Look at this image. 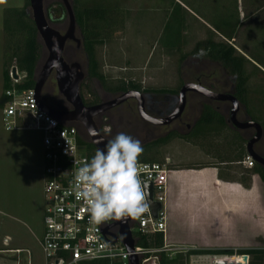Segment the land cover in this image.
Returning a JSON list of instances; mask_svg holds the SVG:
<instances>
[{
	"label": "rangeland",
	"instance_id": "1",
	"mask_svg": "<svg viewBox=\"0 0 264 264\" xmlns=\"http://www.w3.org/2000/svg\"><path fill=\"white\" fill-rule=\"evenodd\" d=\"M69 1L72 2V0ZM109 2L121 10L124 15V26L113 35L109 42L96 48V59L101 72L109 81L132 80L145 90H176L175 105L178 103L181 86L186 83H194L197 77L203 84L213 85L218 91L224 93L233 91L234 76L222 63L213 62L205 52L206 48L205 51L193 53L199 42L227 43L223 39L222 29L219 28L222 22L230 20L235 24L236 19L241 22L236 34L237 41L228 43L235 48V51L244 47L249 53L254 51L264 53V25L259 24L260 20H264V0H78L76 7L81 11L93 6L94 3L107 5ZM24 3L25 0L0 2V110L3 101L1 86V80L3 82V13L8 8H22ZM57 5L63 7L61 0H43L44 11L46 14H51L52 20H57L61 13H64L62 21L52 22L53 27L64 34L68 28V18L66 12H62ZM179 28L180 32H178ZM215 29H220L219 33H215ZM80 35V31L76 27L75 36L79 40H81ZM247 36L250 39L248 44ZM255 37H258L259 40L257 47L252 45ZM172 41L178 46L176 49L161 44L169 45ZM65 48L67 60L71 64L78 63L86 76L87 58L81 46L77 48L75 43L68 42ZM42 53L39 62L40 68L48 55L44 46ZM236 53L240 54L238 50ZM237 54L236 56H238ZM250 55L247 57L257 59L256 56ZM242 62L246 75L248 110L253 116L260 119L264 114V70L255 67L246 60ZM17 76L21 77L18 73ZM84 87L82 96L87 103L96 98L99 103L106 102L119 96L106 93L96 81L85 82ZM43 93L46 96H51L53 101H62L67 104L58 93L54 75H51L46 82ZM160 100L165 101L164 98ZM207 101L226 119L228 118L230 103L213 102L200 95L189 93L180 121L166 127H156L145 123L138 115L134 100L109 111L96 122L106 137L113 139L118 133L124 132L144 144L162 137L172 130H176L179 134L189 132L200 115L202 104ZM243 117H245V111L241 108L237 119H243ZM230 125L228 124L226 129H220V131L202 130L200 135H192L189 140L174 139L168 145L153 151L155 155L152 154L159 164H168L167 167L170 171H178L181 168L194 165H199L201 168L216 167L219 174L225 175L232 172V174L242 175L245 180L250 172L235 163L222 164L221 159L237 157L238 153L234 155L236 152L234 150L244 146L248 135L254 131H236ZM257 149L264 152V138ZM43 153L42 135L39 132L33 130L6 132L0 121V207L7 211L5 222H8L7 224L1 221L0 224V236L3 235V239H8L3 242L0 238V251L8 253L9 258H12L6 260L7 264L16 262L17 264H45L39 247V240L43 232L42 219L45 206ZM204 154L207 157L203 156ZM166 156L171 157L169 163L165 160ZM259 187L262 200L256 204V208L264 213V185L259 183ZM164 215L166 216V211ZM10 216L16 218L17 226L10 225ZM169 225H167V234L163 235V239L164 245L167 244L166 246L170 248L163 254L169 260L178 255L186 256L187 261L181 260L182 264H215L216 261L226 257L234 258L235 262L237 260L242 262L239 255L225 257L189 255L193 251L230 250L236 253L240 250H264V229L229 234L227 239L231 243L237 240L246 241L247 244L241 246L197 245L192 247L170 244L177 241L170 235L178 233L184 235V232L171 231ZM10 227L18 229L16 232H12V239L7 238L11 234ZM208 233L211 242L224 240V237L221 236L224 233L222 229L217 230L215 236L210 235L209 231ZM28 251L30 252L29 257L26 253ZM250 263L251 257L248 256V264Z\"/></svg>",
	"mask_w": 264,
	"mask_h": 264
},
{
	"label": "trees",
	"instance_id": "2",
	"mask_svg": "<svg viewBox=\"0 0 264 264\" xmlns=\"http://www.w3.org/2000/svg\"><path fill=\"white\" fill-rule=\"evenodd\" d=\"M70 3L72 4L71 6L75 16L76 27L78 28L81 34V49L87 58L86 76L84 81L80 85V96L84 105L93 106L99 104V100L97 98L87 103L82 96V89L84 87L85 82L92 83V81H96L100 84L102 89L110 95H121L129 91H137L142 93L145 99V111L151 117L164 118L171 114L177 106L175 105L174 101V96L177 94L176 90H145L142 89L139 84L132 80H120L117 82L109 81L103 75L99 68V63L96 59V48L103 46L107 42H109L113 38V35L116 32L120 31L124 26V15L122 14L118 6L113 5L111 2H109V4L107 5H100L94 3L93 6L87 7L79 11L76 7L78 0H72V2ZM57 6L59 9L62 10V12L65 11L64 7H62L61 5ZM45 16L48 24L54 30L56 29L53 27L52 22H60L64 19V13H61L57 20H52L51 14L45 13ZM222 27L229 28L230 31L228 34H226V37L228 40H230L231 36L236 34L237 32L238 20L236 19L235 24L230 22V20L227 22H222L219 28L222 29ZM220 29H215V31L219 33ZM178 32H180V28ZM221 32H223L222 36H224L223 29L221 30ZM3 38V92L12 87L10 74L13 67L16 68L17 73L21 76V80L19 84L15 86V88L19 91L34 89L36 78L40 70L39 62L43 54V43L40 37L38 36L37 29L32 19L29 0H25L24 6L22 8H8L4 10ZM161 44L171 49H176L178 47L176 46V43L174 44L173 41L169 43V45L164 43ZM193 51V53L205 51L208 57H210L213 62L222 63V65L227 68L230 73L234 76L235 83L233 84V91L231 92L224 93L222 91H218L213 85L206 88L216 93L233 95L238 100L240 105L245 109V113L249 117L250 121L260 124L264 131V114L261 115L262 117L260 116V119H258L257 117L253 116L248 110V101L246 98V75L242 62L248 60L244 56L237 54L235 49L227 43H217L214 41L199 42L196 44ZM236 54L238 56H236ZM63 58L68 64H70L69 60H67L66 58V48L64 49ZM197 79H199V77H197ZM161 97L164 98L165 101L160 100L162 99ZM51 99V96H46L42 91L41 100L46 107L55 111L66 112L64 108L65 106H68V104L62 101L56 102ZM4 101L5 98L3 97L2 105ZM152 105L154 106V108H151ZM102 116H99L94 119V122L98 129L99 126L96 121ZM70 125L75 126L78 129L80 135L82 136V141H80V144L85 147L86 153L91 160V158L95 155L96 152L94 146L90 143L85 131L78 123H70ZM227 127L228 124L226 117L221 114L217 109L213 108L212 105L207 101L202 104L198 119L193 124L192 129L186 134H179L176 130H172L170 132H167L162 137L156 138L154 140L142 144L144 152L139 157V164L158 163L153 151H156L157 149L168 145L174 139L189 140V137H191L192 135H200L202 130H209L210 132H214L220 131V129H226ZM99 131L103 135L101 129H99ZM103 137L108 141L112 139L111 137H106L104 135ZM240 147L241 153L239 158L242 159L245 153V148L242 146ZM253 172L257 174L260 177L261 181L264 183V168L255 164ZM133 238L138 247H143L146 249H161L164 246V239L162 234L144 236L140 235L139 233H133ZM189 255H247L251 257L250 264H264V251L262 249L240 250L236 253L230 250H201L190 252ZM159 257L160 264H182L181 260H185L184 262L187 261L186 256L181 255L176 256L172 260L167 259L166 255L163 253H161ZM85 264H108V262L97 261Z\"/></svg>",
	"mask_w": 264,
	"mask_h": 264
},
{
	"label": "built area",
	"instance_id": "3",
	"mask_svg": "<svg viewBox=\"0 0 264 264\" xmlns=\"http://www.w3.org/2000/svg\"><path fill=\"white\" fill-rule=\"evenodd\" d=\"M20 80L19 76L17 79L12 78V87L3 92L5 101L1 123L6 132L33 130L42 135L45 206L39 247L45 264L97 261L129 264L131 255L138 258L139 264H160L159 255L168 251L169 246L146 249L138 247L133 238L135 246L133 252L129 253L122 244L118 227H112L115 220L102 225L90 222L87 206L82 199L77 198L75 192V170L85 162H90L85 147L80 144L82 136L75 126L59 122L41 111L34 89L17 90L15 86ZM243 163L248 168L255 165L248 155ZM140 169L142 181L153 184V197L162 204V211L157 219L152 217L150 211L138 220L129 218L132 235H165L167 226L163 208L170 171L166 164L159 163H141ZM113 236L118 238L116 242H113Z\"/></svg>",
	"mask_w": 264,
	"mask_h": 264
},
{
	"label": "crops",
	"instance_id": "4",
	"mask_svg": "<svg viewBox=\"0 0 264 264\" xmlns=\"http://www.w3.org/2000/svg\"><path fill=\"white\" fill-rule=\"evenodd\" d=\"M259 24L264 25V20H260ZM240 26L241 22H238V29L240 28ZM222 29L225 32L223 39L226 40L227 44L229 43V41H237V32L236 34L231 36L230 40H228L226 34L229 33V28L222 27ZM214 32L216 33L215 30ZM248 39L249 36H247V40ZM249 41L250 39L248 40L247 44L249 43ZM258 41V37H255L252 45H254V47H257V45H259L257 44ZM237 50L239 51L240 55L244 56L255 67L264 70V53H261V51H259L258 53L255 51L249 53L244 49V47L241 50L236 49V51ZM250 54L256 56L257 59L248 58L247 55L251 56ZM1 86L3 87L2 80ZM3 97L4 96H2V98ZM2 109L3 107L0 110V121L2 116ZM227 124L229 123L227 122ZM232 129L236 131H244L235 129L234 127H232ZM244 150L245 153L242 159L239 158L241 147H238L237 150H234L236 151L234 155L238 153L237 157H226L225 159H221V161L222 164L228 162L241 165L243 169L250 172V175H247V178H245V180L243 179L242 175L232 174V172H228V174L225 175L219 174L216 167L201 168L199 167V165H194L181 168L178 171L169 170L170 172L167 175L166 184V200L164 202L163 208L164 212L166 211V226L171 222V224L169 225V230L171 229V231L176 230L179 232H184V235H181L179 233L177 235L173 234L174 237L170 235L172 239L174 238L175 240H177L176 243L170 244L192 247L197 245L241 246L247 244L246 241L241 242L237 240L235 242L232 241L231 243L229 239H227L229 234L248 230L261 231L264 229V213L262 212V210L256 208V204L261 202L262 200L259 183H262L263 185L264 183L261 181L260 177L253 172V168L255 167V165L253 168H248L243 163L245 158L247 157L246 145ZM203 156L207 157V155L205 154ZM165 160L167 163H169L171 157L166 156ZM234 175H236L237 177ZM6 215L7 211L0 207V224L1 221L2 223L4 222L8 224V222H5V218H7ZM3 216L5 217L1 219V217ZM10 217V225L14 227L17 226L18 223H16V218L12 216ZM25 225L28 226L27 224ZM167 228L165 234H167ZM9 229V232H11V234L7 236V238L12 239V232H16L18 229H14L11 227ZM220 229H222V231L224 232L223 235L220 234L222 238L224 237V240H214V242H211L210 238H208V231L211 233L210 235L215 236L216 231ZM2 236H0V238L3 240V242L8 241V239H3ZM184 237L185 239H187L185 240ZM26 253L29 257L30 252L28 251ZM7 254L4 251H0V264H7L6 260L12 259L9 258L10 256H8ZM13 264H17V262Z\"/></svg>",
	"mask_w": 264,
	"mask_h": 264
},
{
	"label": "water",
	"instance_id": "5",
	"mask_svg": "<svg viewBox=\"0 0 264 264\" xmlns=\"http://www.w3.org/2000/svg\"><path fill=\"white\" fill-rule=\"evenodd\" d=\"M61 2L68 18V28L64 34L54 30L48 24L43 8V0H29L32 19L37 29L38 36L40 37L48 54L45 62L38 72L34 86L37 103L41 111L59 122L78 123L85 131L95 150H104L108 140L100 133L94 122L95 118L108 113L130 100H134L137 105L138 115L145 123L156 127H166L178 121L182 117L186 107L187 94L194 93L209 101L230 103L231 109L228 122L232 125V127L238 130L254 129L255 134L246 145V153L257 165L264 168V158L256 154L253 150L254 145L262 139L263 129L260 124L256 122H240L237 119V114L240 111V103L231 94L216 93L198 83H186L179 89L176 108L171 114L164 118H154L149 116L145 111L144 96L142 93L137 91L126 92L112 100L101 102L97 105L85 106L80 96V84L84 80L85 74L78 63L68 64L63 58L66 43L73 42L76 44L77 48H79L81 46V41L75 36L76 20L70 1L61 0ZM11 75L13 79L18 78L15 67L12 68ZM51 75H54L55 77L58 93L64 98L71 110L59 112L46 107L42 103L41 94ZM90 129H95L98 135H90ZM98 141L102 142L98 143ZM146 185L149 193L148 200L150 202V212L152 217L157 219L158 214L162 211V204L154 200L153 184L151 182H146ZM112 227H118V234L121 237L122 244L126 248L127 252L132 253L135 244L129 227V219L125 221H115ZM113 238V242L118 240L116 236H113ZM241 259V263H227L223 260H219L215 264H248L247 255H242ZM129 264H139L138 258L135 255H131L129 258Z\"/></svg>",
	"mask_w": 264,
	"mask_h": 264
},
{
	"label": "clouds",
	"instance_id": "6",
	"mask_svg": "<svg viewBox=\"0 0 264 264\" xmlns=\"http://www.w3.org/2000/svg\"><path fill=\"white\" fill-rule=\"evenodd\" d=\"M89 134L98 135L95 129ZM143 152L140 140L120 132L75 170L76 196L87 206L90 222L138 220L150 211L147 185L140 178Z\"/></svg>",
	"mask_w": 264,
	"mask_h": 264
},
{
	"label": "flooded vegetation",
	"instance_id": "7",
	"mask_svg": "<svg viewBox=\"0 0 264 264\" xmlns=\"http://www.w3.org/2000/svg\"><path fill=\"white\" fill-rule=\"evenodd\" d=\"M70 64H71V62H70ZM194 83H198V84H200L201 86H203V87H209V86H211V85H205V84H203L202 83V81H201V79L199 78V79H197L196 78V80H195V82ZM211 91V90H210ZM69 106V105H68ZM68 106H65V108H64V110H71V108H70V106L68 107ZM151 108H154V106L152 105L151 106ZM241 108H243L241 105H240V110H241ZM230 109H231V107H230ZM244 109V108H243ZM244 111H245V109H244ZM240 112V111H239ZM221 113V112H220ZM106 114V113H105ZM222 114V113H221ZM229 114H230V111H229ZM239 114V113H238ZM238 114H237V117H238ZM181 119V118H180ZM179 119V120H180ZM228 119H229V116H228V118H227V122H228ZM98 120H100V118H98ZM178 120V121H179ZM239 121L240 122H247V121H250V119H249V117L246 115V113H245V117H243V119H239ZM229 123V122H228ZM230 124V123H229ZM232 126V125H231ZM263 129V128H262ZM249 131H254V129H248V130H244V132H249ZM254 134H255V131H254V133H252L251 135H248V137H247V141H246V145H247V143H248V141L249 140H251L252 138H253V136H254ZM264 138V131H263V136H262V139ZM261 139V140H262ZM261 140L257 143V144H255L254 145V148H253V150H254V152L256 153V154H258V155H260L261 157H264V152L262 153L261 151H259V149H257V146L259 145V143L261 142Z\"/></svg>",
	"mask_w": 264,
	"mask_h": 264
},
{
	"label": "bare ground",
	"instance_id": "8",
	"mask_svg": "<svg viewBox=\"0 0 264 264\" xmlns=\"http://www.w3.org/2000/svg\"><path fill=\"white\" fill-rule=\"evenodd\" d=\"M223 261H225V262H233L234 261V258H231V259H229V258H227V259H224ZM237 262H238V260H237ZM238 263H240V262H238Z\"/></svg>",
	"mask_w": 264,
	"mask_h": 264
}]
</instances>
